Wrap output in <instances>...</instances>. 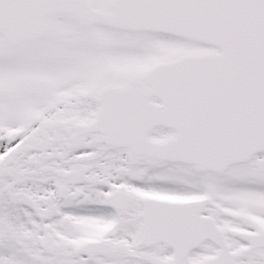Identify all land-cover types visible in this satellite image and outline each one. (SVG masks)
<instances>
[{"label": "snow or ice", "instance_id": "1", "mask_svg": "<svg viewBox=\"0 0 264 264\" xmlns=\"http://www.w3.org/2000/svg\"><path fill=\"white\" fill-rule=\"evenodd\" d=\"M0 264H264V0H0Z\"/></svg>", "mask_w": 264, "mask_h": 264}]
</instances>
